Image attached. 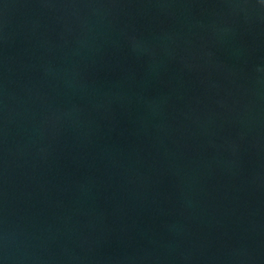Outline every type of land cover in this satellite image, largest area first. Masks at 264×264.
<instances>
[{
    "label": "water",
    "instance_id": "obj_1",
    "mask_svg": "<svg viewBox=\"0 0 264 264\" xmlns=\"http://www.w3.org/2000/svg\"><path fill=\"white\" fill-rule=\"evenodd\" d=\"M0 264H264V0H0Z\"/></svg>",
    "mask_w": 264,
    "mask_h": 264
}]
</instances>
